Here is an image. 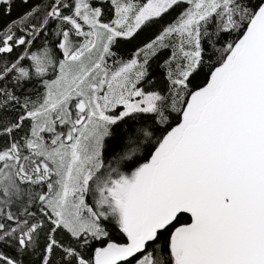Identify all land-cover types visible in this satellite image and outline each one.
<instances>
[{
  "label": "snow or ice",
  "instance_id": "1",
  "mask_svg": "<svg viewBox=\"0 0 264 264\" xmlns=\"http://www.w3.org/2000/svg\"><path fill=\"white\" fill-rule=\"evenodd\" d=\"M0 264H264V0H0Z\"/></svg>",
  "mask_w": 264,
  "mask_h": 264
},
{
  "label": "trees",
  "instance_id": "2",
  "mask_svg": "<svg viewBox=\"0 0 264 264\" xmlns=\"http://www.w3.org/2000/svg\"><path fill=\"white\" fill-rule=\"evenodd\" d=\"M21 11H23V9H20V8H18L17 10H16V12L18 13V12H21ZM16 13H14V15H15Z\"/></svg>",
  "mask_w": 264,
  "mask_h": 264
}]
</instances>
